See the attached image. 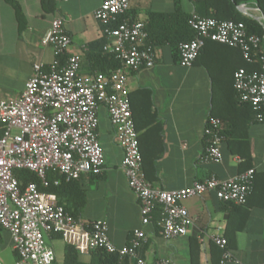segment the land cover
I'll list each match as a JSON object with an SVG mask.
<instances>
[{"label":"crops","instance_id":"obj_1","mask_svg":"<svg viewBox=\"0 0 264 264\" xmlns=\"http://www.w3.org/2000/svg\"><path fill=\"white\" fill-rule=\"evenodd\" d=\"M129 1L128 11L135 19L144 20L148 10L174 9L173 0ZM15 2L22 14L20 21L13 6L0 0V100L20 95L35 62L50 65L55 61L53 49L43 46L41 38L57 17L71 38L67 53L58 59L63 62L66 55L77 54L80 75L100 72L88 45L103 37L102 25L93 14L101 0H54L52 10H45L42 0ZM244 5L248 13L260 15L258 9ZM181 6L185 12H194L188 0H181ZM154 51L153 66L129 71L127 76L128 94H132L136 106L139 149L161 153L146 180L153 188L174 190L211 175L220 179L233 177L246 170L243 155L248 154L250 168L258 175L250 203L242 207L228 205L214 191H205L181 201L193 219L185 236L168 240L159 234V208L153 211L151 221L142 225L137 197L121 168L122 150L115 141L106 109L99 105L97 137L104 155V170L78 179L84 203L77 219L104 222L117 247L127 245L133 229L141 228L145 237L138 253L147 261L170 258L172 264H190L188 241L196 237L200 264H210L211 237L220 235L243 264H264V119L257 121L256 111L236 99L233 73L246 64L241 52L207 40L192 65L182 67L167 45L155 47ZM145 91L151 97L150 110L143 109L141 103ZM208 117L223 121L219 162L203 158V127ZM45 240L53 249V264H65L67 245L60 236L46 235ZM17 259L9 233L0 228V262L14 264ZM77 259L83 264H98L97 255L92 252L77 251Z\"/></svg>","mask_w":264,"mask_h":264},{"label":"built area","instance_id":"obj_2","mask_svg":"<svg viewBox=\"0 0 264 264\" xmlns=\"http://www.w3.org/2000/svg\"><path fill=\"white\" fill-rule=\"evenodd\" d=\"M129 7V0H101L93 13L106 39L103 49L119 61L118 68L80 75L77 54L66 55L60 63L58 58L67 53L71 38L62 19L57 17L41 38L43 46L53 49L55 61L50 65L35 62L20 95L0 100V228L12 239L18 255L14 264H53L54 252L45 240L51 232L59 234L66 245L80 253L100 249L116 254L122 264H172L170 258L147 261L139 255L138 248L145 237L141 228L133 229L127 245L117 247L104 222L74 218L57 203L55 195L39 191L36 183L19 187L14 175L18 169L34 172L42 183L49 171L59 173L66 181L103 172L105 160L97 137L99 105L106 109L115 141L122 150L121 168L137 197L142 225H147L153 211L159 208V234L164 239H174L185 236L193 225L182 200L205 191H214L220 201L235 205L247 200L254 168L225 179L211 175L174 190L153 188L146 180L127 76L129 71L153 66L155 51L146 44L143 19L123 18L117 22ZM113 23L116 25L112 26ZM188 23L196 36L179 44L180 66H191L207 40L236 48L247 63H253L252 50L261 38L248 35L243 22L192 13ZM233 88L237 98L256 111V120L263 121L264 55L260 57L259 70L240 67L234 71ZM222 130L221 119L208 117L205 121L206 161H221ZM211 241L221 249L220 264H243L231 253L223 236L214 235Z\"/></svg>","mask_w":264,"mask_h":264},{"label":"trees","instance_id":"obj_3","mask_svg":"<svg viewBox=\"0 0 264 264\" xmlns=\"http://www.w3.org/2000/svg\"><path fill=\"white\" fill-rule=\"evenodd\" d=\"M194 8V12L202 17H212L217 20H233L241 21L245 25V30L248 35L254 34L261 38V42L256 49L252 50L253 63H247L243 66L248 71L259 70L260 57L264 55V20H256L248 15H243L237 9L238 5L246 4L254 9H258L260 13L264 15V0H188ZM13 8L17 19L20 21L22 16L21 11L15 0H7ZM174 9L172 11H153L148 10L147 16L144 19L146 44L151 45L153 48L162 45H167L172 53L174 60L179 59V44L182 42L190 41L195 38L196 32L190 27L188 21L192 13L185 12L181 6V0H173ZM54 0H42V6L45 10H52ZM129 10V9H128ZM119 16L117 22H120L123 18H133L130 16L129 11ZM113 23L112 26H115ZM106 43L105 37L99 40H95L89 43L90 52L95 55L99 64V71L106 73L109 70L116 69L120 66L119 61L112 53H109L103 49ZM62 63L61 59H58ZM142 97L143 109L150 110L151 97L150 94L145 91ZM235 93V91H234ZM236 96V94H235ZM130 106L132 110V118L135 125V129L138 130L134 121V112L136 106L132 100V94H128ZM236 99L239 103L247 105L250 109H253L249 104L241 102L237 96ZM254 110V109H253ZM255 111V110H254ZM2 132L0 131V134ZM224 136L223 131L221 132ZM225 138V137H224ZM139 141V136H138ZM140 145V144H139ZM142 168L146 179L149 178L150 173L154 171V162L160 156V152H142ZM243 157L247 160L246 169L250 168V155L244 154ZM14 175L18 180L19 187L22 189L28 183H36L39 191L44 193H51L57 198V203L61 205L66 212L71 214L74 218H77V214L80 211L84 203V193L79 188L78 179L66 181L62 175L56 172L49 171L45 178V183H42L38 176L26 169L14 170ZM258 177L254 175V180L250 188V192L247 195L245 204L235 205L228 203V205L242 207L248 206L250 203L251 195L254 192L255 180ZM264 177V174L262 175ZM48 235L60 236L57 233L51 232ZM46 237V236H45ZM189 246V261L190 264H200V244L197 242L196 237H190L188 241ZM97 255L98 264H122L116 254H110L103 250L97 249L92 251ZM140 253V251H139ZM210 264H220L221 261V249L213 242L210 243ZM65 264H83L77 259V251L67 245ZM126 264V263H124Z\"/></svg>","mask_w":264,"mask_h":264},{"label":"water","instance_id":"obj_4","mask_svg":"<svg viewBox=\"0 0 264 264\" xmlns=\"http://www.w3.org/2000/svg\"><path fill=\"white\" fill-rule=\"evenodd\" d=\"M237 9L243 15H248L256 20H264V15L262 13H260V15H254V14L248 13V8L244 4L238 5Z\"/></svg>","mask_w":264,"mask_h":264},{"label":"rangeland","instance_id":"obj_5","mask_svg":"<svg viewBox=\"0 0 264 264\" xmlns=\"http://www.w3.org/2000/svg\"><path fill=\"white\" fill-rule=\"evenodd\" d=\"M154 2H155V0H154Z\"/></svg>","mask_w":264,"mask_h":264}]
</instances>
